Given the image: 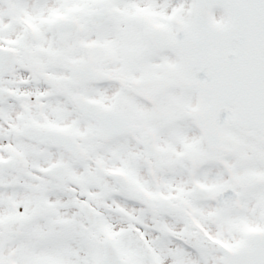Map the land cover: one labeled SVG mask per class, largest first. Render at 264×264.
Instances as JSON below:
<instances>
[{
  "label": "snow or ice",
  "instance_id": "1",
  "mask_svg": "<svg viewBox=\"0 0 264 264\" xmlns=\"http://www.w3.org/2000/svg\"><path fill=\"white\" fill-rule=\"evenodd\" d=\"M0 264H264V0H0Z\"/></svg>",
  "mask_w": 264,
  "mask_h": 264
}]
</instances>
